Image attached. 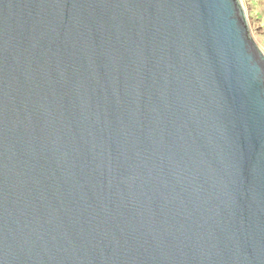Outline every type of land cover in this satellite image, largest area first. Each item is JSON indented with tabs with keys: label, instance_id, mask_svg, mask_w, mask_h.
<instances>
[{
	"label": "water",
	"instance_id": "1",
	"mask_svg": "<svg viewBox=\"0 0 264 264\" xmlns=\"http://www.w3.org/2000/svg\"><path fill=\"white\" fill-rule=\"evenodd\" d=\"M0 264H264L242 0H0Z\"/></svg>",
	"mask_w": 264,
	"mask_h": 264
},
{
	"label": "rangeland",
	"instance_id": "2",
	"mask_svg": "<svg viewBox=\"0 0 264 264\" xmlns=\"http://www.w3.org/2000/svg\"><path fill=\"white\" fill-rule=\"evenodd\" d=\"M255 42L264 51V0H242Z\"/></svg>",
	"mask_w": 264,
	"mask_h": 264
}]
</instances>
